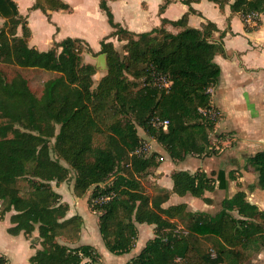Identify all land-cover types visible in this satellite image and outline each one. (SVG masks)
<instances>
[{
	"label": "trees",
	"instance_id": "16d2710c",
	"mask_svg": "<svg viewBox=\"0 0 264 264\" xmlns=\"http://www.w3.org/2000/svg\"><path fill=\"white\" fill-rule=\"evenodd\" d=\"M99 1L114 28L112 36L121 42L127 40L128 53L121 57L112 43L102 42L98 54H108L109 69L94 88L97 69L83 63L82 58L84 52L92 53L88 44L67 38L49 51L30 48L28 22L20 15L17 3L0 0V17L5 19L0 29V61L58 75L43 99L29 85L8 87L0 79V115L8 118L0 125V219L13 212L8 229L11 235L32 238L38 232L40 248L29 259L30 264H101L102 256L93 246L57 240L61 230L82 218H67L69 205L51 185L66 181L70 175V169L50 155L49 143L55 138L59 158L76 172L74 194L83 197L90 193L89 207L99 214L98 229L108 252L118 256L130 253L138 239L137 224H148L155 226L154 239L127 264H244L254 246L264 247V213L250 205L244 193L225 200L216 217L199 221L196 215H186L183 205L162 208L144 190L138 176L156 166V154L151 158L130 156L141 141L137 126L156 139L172 161L214 153L210 134L219 116L204 111L212 109L210 90L221 75L215 55L225 53L223 43L212 39L216 26L209 23L199 30L187 27L185 18L171 23L163 20L164 25L184 30L171 33L162 27L135 34L114 21L110 0ZM32 8L41 9L48 17L49 10L70 9L60 0H36ZM231 8L246 20L248 15L264 13V0H235ZM260 24L257 20L255 28L249 24L247 28L258 29ZM20 26L21 38L16 37ZM140 65L145 66L141 72L131 71ZM126 72L136 78L166 75L172 85L168 91L146 87L134 93ZM109 98L135 121L113 124L107 147H95L94 134L102 133L100 106ZM155 117L169 120L168 131L153 128ZM125 159L127 173L119 170ZM249 164L264 188V152L253 156ZM114 175L112 183L106 185ZM26 178L31 188L28 197L22 194ZM172 178L173 192L180 196L201 197L214 188L212 178L203 172H176ZM102 196L109 200L94 205ZM235 210L240 218L233 216ZM175 219L183 225L181 229ZM0 264H9L8 258L0 256Z\"/></svg>",
	"mask_w": 264,
	"mask_h": 264
},
{
	"label": "crops",
	"instance_id": "0c3cea01",
	"mask_svg": "<svg viewBox=\"0 0 264 264\" xmlns=\"http://www.w3.org/2000/svg\"><path fill=\"white\" fill-rule=\"evenodd\" d=\"M14 1L20 15L28 22L30 36L27 42L30 48L45 52L63 40L73 38L88 44L92 50L90 55H95L101 51L102 42H110L115 47L119 43L118 38L112 36L114 28L100 8L99 0H60L68 4L70 9L49 10V17L41 9L32 8L36 0ZM234 2L235 0H224L221 5L210 0H190L189 3L186 0L108 2L114 21L135 34L162 27L171 33H179L184 28L170 23L184 18L186 26L190 28L204 30L209 23L217 28L212 33V39L223 43L225 53L215 55L214 61L220 66L221 75L210 90L212 110L219 116L215 129L210 134L214 153L172 161L158 141L146 135L153 147L151 157L156 154L157 160L156 166L151 168L154 173L149 177L158 188L145 184L139 178L152 200L162 208L183 205L186 207L185 214L196 215L199 221L216 217L223 210V202L232 199L239 192L245 194V200L250 205L264 213V188L259 185L258 172L249 164L253 156L264 152V13L258 16L261 22L259 28L248 30L247 24L255 28L256 22H248L240 13L233 12L231 5ZM163 20L170 23L164 25ZM4 24L5 19L0 17V29ZM22 36L23 30L20 26L16 37ZM87 64L94 65L92 61ZM176 172H187L191 175L203 172L212 178L214 188L201 197L191 194L180 196L173 192L172 176ZM53 184L57 186L53 187ZM51 185L61 195L62 202L69 205L67 218L78 215L84 222L80 233L81 242L76 246L91 245L102 258L110 257L113 264H127L154 239V225L137 224L138 239L135 248L121 256L109 255L105 251L100 233L98 238L95 232L99 214L86 207L89 205L90 194L77 197L73 186L72 194H66L62 190L63 182H53ZM78 206H82L84 212L77 210ZM12 214L13 212L8 213L4 219H0V256H6L9 264H30L29 259L40 248L38 232L28 239L24 234L14 236L8 233L12 226ZM232 214L235 218H240L236 210ZM173 221L178 223L179 219ZM182 227L179 222V228ZM16 247L22 251L17 252ZM244 264H264V247L254 246Z\"/></svg>",
	"mask_w": 264,
	"mask_h": 264
},
{
	"label": "rangeland",
	"instance_id": "374dc122",
	"mask_svg": "<svg viewBox=\"0 0 264 264\" xmlns=\"http://www.w3.org/2000/svg\"><path fill=\"white\" fill-rule=\"evenodd\" d=\"M258 20V19H257ZM41 26V25H40ZM40 28V27H39ZM126 38H128L125 35ZM138 39V38H136ZM127 40L124 41H119V43H116V48L119 51V54L121 57H124L127 55V48H126ZM83 49L87 50L86 44H81ZM99 52V50L97 51ZM101 54H104L106 57V63H107V69L106 70H101L98 68V58ZM101 54H95V55H90L89 52H84L82 55L83 58V63H86L88 61H92L94 66L97 69V77L95 76L94 80V88L98 85L99 81L102 79V76L106 74V71L109 69V59H108V54L107 53H101ZM145 68L144 65H140L138 67H134L131 69L132 72L134 70L138 69L140 72L142 71L141 69ZM58 75L56 73L52 72H45L39 69H30V68H25V67H20L18 65H12V64H7L4 62L0 61V79H3L8 87L11 86H17L19 88H23L24 86L30 87L31 91H33L36 96L39 99H43L47 92L50 89V82L54 81ZM125 78L128 81L130 85V91L136 92L140 88H146V87H152L158 89L160 92L165 90V83L168 80V77L166 75H161L157 73H152L150 76H143L141 78H136L133 73H125ZM97 102H95V106L97 105ZM100 116H101V121L100 123V128L102 133H96L94 134V146L95 147H102L105 148L108 145L109 138L108 135L110 134V127L113 124L116 123H121L124 124L126 120H131L135 121V117L133 115H126L123 114L120 111L119 106L114 102L111 98L105 100L103 104L100 106ZM8 122V118H4L0 115V125H3ZM137 125V124H136ZM137 133L140 138V140H145L146 138V133L142 127L137 126ZM24 130V129H22ZM59 131V126H56V132ZM140 145V144H139ZM139 147V146H138ZM49 148H50V155L54 160L60 161V163L65 166V168L70 169V175L68 179L63 182L64 186L63 189L64 193L66 194H72V186H74V181L76 177V172L73 170L64 160L60 159L58 156V153L55 150V138L50 140L49 143ZM131 156V154H130ZM152 155H150L151 158ZM132 157V156H131ZM127 162V159L123 160L122 163L119 165V170L122 171L123 173H127L128 167L125 165ZM157 163V160H155V164ZM124 164V165H123ZM154 173L153 169H149L147 173L138 176L139 178L143 179V182L145 184L148 183L149 186H153V188L157 189L158 187L155 185V183L152 181V179L149 177V175L152 176ZM118 174V173H117ZM116 174V175H117ZM129 174V173H128ZM116 175L110 177L107 181L106 185H109L112 183ZM29 179H24V190L22 194L26 197L30 195L31 188L30 184L28 182ZM56 184H53V187H56ZM144 190H147L145 187H143ZM93 189H91L92 193ZM90 194V193H89ZM90 196V195H89ZM94 205H97V201H93ZM86 207H89V205ZM3 208V207H2ZM1 208V209H2ZM82 206H78L77 210H81V212H84L82 210ZM84 222L79 218L76 219L71 225L67 226L65 229L60 231V235L57 237V240L62 243V244H72L73 246L78 245L80 243L81 239V230L83 227ZM92 225V224H91ZM93 232H94V226H93ZM92 232V233H93ZM96 235L99 238V230L96 228ZM92 235V234H91ZM32 237V236H31ZM92 236H90L91 238ZM30 238V237H29ZM28 239V238H27ZM101 244L103 242L100 240ZM71 245V246H72ZM15 250L20 253L19 247H16ZM105 251L112 256H115L111 253H109L106 249ZM16 253V252H15ZM101 264H113L112 261L110 260V257H106L105 259H101Z\"/></svg>",
	"mask_w": 264,
	"mask_h": 264
},
{
	"label": "built area",
	"instance_id": "2783aa9c",
	"mask_svg": "<svg viewBox=\"0 0 264 264\" xmlns=\"http://www.w3.org/2000/svg\"><path fill=\"white\" fill-rule=\"evenodd\" d=\"M258 16H259L258 14L248 15L246 21H248V22L254 21V22H256V26H257ZM171 85H172V81L168 77V80L165 83V91L166 90L168 91L170 89ZM204 113L209 114V116H212V117L218 116L216 111H214L212 109L209 111H204ZM151 124H152L153 128H155L156 130L168 131L170 122L168 119H162L160 117H155L151 121ZM152 152H153L152 143L148 139L145 138V140L140 141L139 147H137L135 149V151H133L130 154H131V156L148 158V157H150V155H152ZM107 200H109V197L102 196V197L95 199L94 201H97V204H100V203L106 202Z\"/></svg>",
	"mask_w": 264,
	"mask_h": 264
},
{
	"label": "water",
	"instance_id": "95a60500",
	"mask_svg": "<svg viewBox=\"0 0 264 264\" xmlns=\"http://www.w3.org/2000/svg\"><path fill=\"white\" fill-rule=\"evenodd\" d=\"M97 66L101 70H106L107 69L106 57H105L104 54H101L99 56Z\"/></svg>",
	"mask_w": 264,
	"mask_h": 264
}]
</instances>
